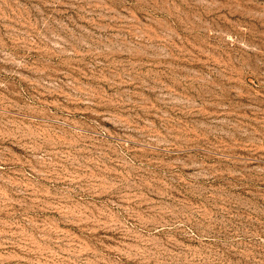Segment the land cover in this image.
I'll return each instance as SVG.
<instances>
[{"label":"rangeland","instance_id":"obj_1","mask_svg":"<svg viewBox=\"0 0 264 264\" xmlns=\"http://www.w3.org/2000/svg\"><path fill=\"white\" fill-rule=\"evenodd\" d=\"M0 264H264V0H0Z\"/></svg>","mask_w":264,"mask_h":264}]
</instances>
